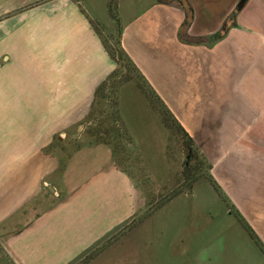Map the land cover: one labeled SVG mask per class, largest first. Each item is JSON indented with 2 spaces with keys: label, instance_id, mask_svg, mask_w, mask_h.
<instances>
[{
  "label": "crops",
  "instance_id": "crops-1",
  "mask_svg": "<svg viewBox=\"0 0 264 264\" xmlns=\"http://www.w3.org/2000/svg\"><path fill=\"white\" fill-rule=\"evenodd\" d=\"M146 1L129 12L117 0L120 47L196 144L203 149V129L224 118L264 127V0H245L236 13L239 0H185L190 14L182 0L185 11L175 0ZM95 5L0 0V264H74L103 237L90 236L93 221L110 214L118 226L138 205L113 147L71 131L116 68L93 20L109 21L113 32L116 22L106 0ZM185 12L194 38L219 31L232 15L233 23L212 45L187 43L179 38ZM122 86L118 112L128 128L136 96L154 116L136 84ZM251 227L264 243V225Z\"/></svg>",
  "mask_w": 264,
  "mask_h": 264
},
{
  "label": "rangeland",
  "instance_id": "rangeland-1",
  "mask_svg": "<svg viewBox=\"0 0 264 264\" xmlns=\"http://www.w3.org/2000/svg\"><path fill=\"white\" fill-rule=\"evenodd\" d=\"M78 1L90 7L102 3ZM146 2L121 0V10L127 6L129 12L140 10ZM44 7L51 8L52 4ZM95 19L112 51L117 45V31H110L109 21L105 24L102 18ZM115 69H119L117 64ZM128 88L122 91L129 102ZM144 96L154 116L149 112L147 117L141 96L134 97L136 110L128 112L131 127L118 112L123 139L113 130L112 122L118 119L115 108L108 107L98 93L82 127L71 129L76 136H84L82 141L110 140L116 147L117 164L130 174L139 193L138 205L122 224L116 226L110 214L105 223L93 221V228L98 226L92 228L90 236L99 233L103 237L92 238L90 248L77 256L74 264H264V254L235 216L237 209L256 228L264 225V127L246 128V122L237 118H224L219 121L225 124L222 126L209 122L212 126L204 128L201 135L202 148L210 156L194 142L211 167L198 156L187 165L185 138L157 102ZM124 145L127 151L123 154ZM209 175L223 185L233 207L222 200ZM87 241L84 237L81 244Z\"/></svg>",
  "mask_w": 264,
  "mask_h": 264
},
{
  "label": "trees",
  "instance_id": "trees-1",
  "mask_svg": "<svg viewBox=\"0 0 264 264\" xmlns=\"http://www.w3.org/2000/svg\"><path fill=\"white\" fill-rule=\"evenodd\" d=\"M161 2H165V0H160ZM180 6L183 7L185 11V7L179 0H175ZM107 9L110 17L115 20L117 25V45L115 48H113L112 51L106 46V49L108 51V54L114 60V62L119 66V69H115L112 71V73L107 77V79L100 84L98 87L97 93L100 94L105 100L107 101V106L114 107L115 117H118V103H117V92L119 90V87L125 84L126 82L133 81L136 83L138 88L150 98V100L156 101L157 104L162 109V112L167 117L168 120H171L173 122V125L175 128L182 134V136L185 138V146L187 148V159L186 164L189 165V162L195 158L196 156L202 158L206 162V157L204 154L201 153L198 146L195 144L193 138L188 134V132L183 128V126L177 121V119L173 116V114L170 112V110L165 106V104L161 101V99L156 95L154 90L151 88V86L146 81L145 77L142 75V73L139 71V69L136 67L134 62L130 59L128 54L120 47V36H121V24L120 20L117 14V0H108ZM185 19L182 23V26L179 31V38L187 43H205L207 45H212L217 40L223 37V35L220 34V31H217L213 34L207 35V36H200V37H192L188 35L187 33V27L189 26L191 15H189L187 12H185ZM233 17V15H232ZM95 31L100 34L98 31V26L96 24H93ZM118 119H115L113 123V130L116 131V134L118 137H121L123 139V130L121 126L118 124ZM121 140V139H120ZM100 142L107 143L111 145V141L107 139L101 138L99 140ZM98 141V142H99ZM113 145V144H112ZM111 145V146H112ZM113 151L114 156L117 163V152L116 147L113 145ZM127 149L125 148V145L122 146L121 153H125ZM120 161L118 160V163ZM207 163V167L210 168V164ZM119 165V164H118ZM124 171L125 168L119 165ZM210 180L212 181V184L216 191L219 192V194L222 197L223 201H226L230 206L233 207V204L230 203L229 197L224 193L221 186L217 183V181L209 175ZM235 216L237 217L238 221L244 226L246 231L248 232L249 236L254 240V242L258 245L259 249L264 254V243L259 238V236L256 234L254 229L251 227V225L247 222L245 217L236 209Z\"/></svg>",
  "mask_w": 264,
  "mask_h": 264
},
{
  "label": "water",
  "instance_id": "water-1",
  "mask_svg": "<svg viewBox=\"0 0 264 264\" xmlns=\"http://www.w3.org/2000/svg\"><path fill=\"white\" fill-rule=\"evenodd\" d=\"M182 2L184 3V5L186 7L187 12L190 14L191 13L190 6L188 5V3L185 0H182ZM244 2H245V0H239L238 1L237 5L235 7L234 13H236V11H238L242 7V5L244 4ZM232 23H233V17H230L228 20H226L224 22V24L220 28V30H219L220 31V34L221 35H224L227 32V30L230 27V25H232Z\"/></svg>",
  "mask_w": 264,
  "mask_h": 264
}]
</instances>
